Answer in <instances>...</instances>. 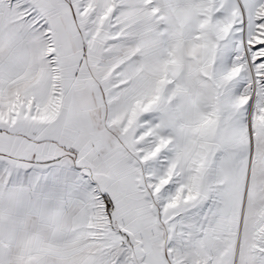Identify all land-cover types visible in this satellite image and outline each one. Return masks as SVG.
I'll return each instance as SVG.
<instances>
[{
	"label": "snow or ice",
	"instance_id": "snow-or-ice-1",
	"mask_svg": "<svg viewBox=\"0 0 264 264\" xmlns=\"http://www.w3.org/2000/svg\"><path fill=\"white\" fill-rule=\"evenodd\" d=\"M0 264H264V0H0Z\"/></svg>",
	"mask_w": 264,
	"mask_h": 264
}]
</instances>
